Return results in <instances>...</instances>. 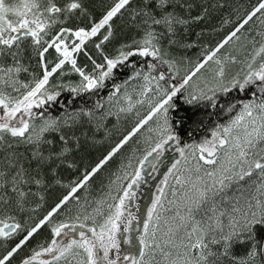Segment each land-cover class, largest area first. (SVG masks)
I'll list each match as a JSON object with an SVG mask.
<instances>
[{
	"label": "snow or ice",
	"instance_id": "obj_1",
	"mask_svg": "<svg viewBox=\"0 0 264 264\" xmlns=\"http://www.w3.org/2000/svg\"><path fill=\"white\" fill-rule=\"evenodd\" d=\"M218 7L0 0V264L42 226L49 236L17 264H264V0L201 45V22ZM253 17L254 34L221 55ZM128 117L90 165L97 134ZM133 139L106 193L82 200L78 190ZM170 145L178 158L156 185L139 247L122 249L137 219L126 201Z\"/></svg>",
	"mask_w": 264,
	"mask_h": 264
},
{
	"label": "trees",
	"instance_id": "obj_2",
	"mask_svg": "<svg viewBox=\"0 0 264 264\" xmlns=\"http://www.w3.org/2000/svg\"><path fill=\"white\" fill-rule=\"evenodd\" d=\"M104 4L111 3V0H101ZM207 3L211 5L212 3H223L224 7L211 9L209 15L211 16L210 20H207L206 22H201L202 26L205 28H208L209 31L205 32L199 39V43L201 45L208 44L209 46H214L216 43H218L229 31L232 30V28L235 26L236 23L239 22V19H241L244 15L247 14L248 11H251L253 7H255L259 0H207ZM99 14V12H97ZM254 18V17H253ZM227 19L229 22L227 24L224 23V20ZM251 21H249L250 23ZM119 20H115L114 24H119ZM246 26V25H245ZM211 29H216L215 31H212ZM196 30H199L197 28ZM195 36V33H193V37ZM200 49L193 48L191 50L187 51V55L190 57H194V54L197 53ZM226 118V117H225ZM122 130L119 132L117 130H110V135L105 137L103 131L97 134V139L101 140V143L95 145L91 151L88 153L87 156V162L91 165L97 162L99 158H102V156L106 153V151L110 148L112 144H114L118 139L121 137V135L127 130L124 126H121ZM199 139V137H196ZM135 141V139L131 140L127 146L123 148V150L107 162L104 166H102V169L98 171L97 174L94 175L93 178H90V181L88 182V187L86 189L78 190V195L82 198H84L85 193L89 195L90 197H99L98 194L102 191V187H104L108 182V176L112 171H115L117 166L120 163V160L123 156H125L128 151H130L131 143ZM174 154L177 155V153L174 151ZM175 158V156H172ZM169 165L168 167H170ZM168 169V168H167ZM167 171V170H166ZM75 175V173H73ZM101 190V191H99ZM63 189L58 188L57 193L63 192ZM157 191V190H156ZM76 195V194H74ZM47 207V205H46ZM44 211V209L40 210V213H37V215L41 214Z\"/></svg>",
	"mask_w": 264,
	"mask_h": 264
},
{
	"label": "flooded vegetation",
	"instance_id": "obj_3",
	"mask_svg": "<svg viewBox=\"0 0 264 264\" xmlns=\"http://www.w3.org/2000/svg\"><path fill=\"white\" fill-rule=\"evenodd\" d=\"M172 156H177L173 153V151L169 148V146L164 151V154L160 157V160L156 163V171H152L151 167L145 166L144 171V177L141 182V184L137 187L134 186L132 191L136 192L137 190H141V188H145L147 190L146 197L144 199L143 203H136V202H129L126 201L127 204V211H130L137 219L133 220L130 228L131 231L128 233V235L132 238V245H125L122 244V249H128L129 247L132 248L133 252L136 253L139 244H138V237L140 233L142 232V221L146 217L147 207L151 204V198L154 193L157 191L154 190L152 193L153 187L156 188V185L160 183V180L163 178L164 172H166L167 168L171 163L174 161V158ZM177 158V157H176ZM151 159H153L151 157ZM150 159V160H151ZM148 178V179H147ZM146 179V180H145ZM143 192V191H142ZM57 220L61 219V217L57 216ZM49 236V229L46 227H43L38 230L36 234L30 239V241L18 252L16 257L13 260V264H17L18 260L25 254H28L30 249L42 242L45 238ZM3 248L0 246V251H2Z\"/></svg>",
	"mask_w": 264,
	"mask_h": 264
},
{
	"label": "rangeland",
	"instance_id": "obj_4",
	"mask_svg": "<svg viewBox=\"0 0 264 264\" xmlns=\"http://www.w3.org/2000/svg\"><path fill=\"white\" fill-rule=\"evenodd\" d=\"M260 15V13L258 12L257 14H256V16L258 17ZM258 23H259V21L256 19V17H254L253 18V20L250 22V23H248L243 29H241V32L239 33L240 35H241V41L240 42H230L229 44H226L225 46H224V48L221 50V55H223L224 53H226V52H235V50H236V48L237 47H239L240 46V44H244L245 43V40H244V36L245 35H252V34H254V31H253V33H251V34H249L248 33V29L249 28H253L254 29V26L255 25H258ZM255 30V29H254ZM256 40L257 41H259L260 40V37L259 36H257L256 37ZM248 47H250V44H248L247 45ZM110 125L111 124H114L115 123V120H114V118L113 119H111L110 120ZM131 124H132V118L131 117H128V118H126V119H122L121 120V122H120V124L115 128V129H112V128H110V130L111 131H115V130H117V129H119L118 131L119 132H121L120 130H122L121 128V126H124L125 127V129L127 128V129H129L130 128V126H131ZM139 137H136L135 139H138ZM135 145V141H133L132 143H131V145H130V147H132V146H134ZM142 147V146H141ZM174 145H170L169 146V148L173 151V153H174ZM177 158H178V153H177V156H176ZM174 158V160L175 159H177V158ZM149 159H151V157L149 158ZM144 171H145V168H144ZM145 176V175H144ZM148 179V178H147ZM146 180V179H145ZM108 183V182H107ZM107 185V184H106ZM106 185L104 186V187H102V191L101 190H99V191H101L99 194H98V196L99 197H96V196H94V197H90L89 195H87V198H88V200L90 201V202H93L94 203V201L96 200V199H99V198H101L105 193H106V191H107V188H106ZM154 190H157V187L155 188V187H153V189H152V193H153V191ZM143 191V192H142ZM146 192H147V190L145 189V188H141V190L139 189V190H137L136 192H134L135 193V198L134 199H132L131 201H129L130 203L131 202H136V203H143L144 202V199H145V197H146ZM124 234L123 233H121V237L123 236ZM123 244V242H122V240H121V245Z\"/></svg>",
	"mask_w": 264,
	"mask_h": 264
}]
</instances>
